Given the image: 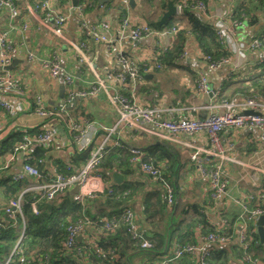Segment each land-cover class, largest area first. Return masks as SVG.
I'll use <instances>...</instances> for the list:
<instances>
[{
	"label": "crops",
	"instance_id": "0c3cea01",
	"mask_svg": "<svg viewBox=\"0 0 264 264\" xmlns=\"http://www.w3.org/2000/svg\"><path fill=\"white\" fill-rule=\"evenodd\" d=\"M51 3L50 12L35 10L32 8L34 5H31V8L29 5L28 10L22 11L13 21L8 10L4 9L0 12V34H5L7 37L11 48V62L8 66H12L4 71L0 70V75L10 77L20 84L22 89L21 95L11 92H7L5 95L14 103L18 99L24 101V106L16 115H11L5 108L0 107V139L5 138L11 131L18 128H31L39 125L44 129L47 127L46 121L33 112L35 97L41 96L48 106L60 107L64 104L69 90L88 91L93 83H103L104 86L97 93L77 96L70 104L74 114L79 116L81 128L84 130L81 143L75 137L71 139L66 120L53 121L57 135L52 142L46 145L47 148L51 147L47 152L48 159L45 163L49 179L44 178V181L50 180L57 174L54 165H52L54 158L68 160L75 152L83 150L91 152L100 144L106 132L116 126L113 141L117 140L129 146H137L149 157H151L152 149H156L154 154H159L161 150L165 149L176 158V200L167 227V231H169L174 221L181 217L182 208L193 202H208L211 198L208 179L197 173L190 158L197 149H209L212 146L211 139L205 131L193 136L182 134L175 139H168L161 138L143 128L126 127L119 123L120 104L112 101V95L116 92L130 95L135 91L140 104L161 109L160 116L163 118L200 119L212 113H221L224 110L222 103L225 99L219 98V94L230 96L236 86H245L251 83L249 78L247 80L245 78L252 75L253 67L258 66L264 60V52L249 50L241 56L232 53V56H229L231 62L213 70L204 59L205 55L196 39L191 35L177 65L156 67L157 56L172 47L174 34L167 30H161L130 42L120 40L116 31L120 20L125 15L138 24H148L149 20L159 21L167 10L162 8L161 0H135L134 6H125L119 0H98L96 3L92 0H85V3L82 4H79L78 0L76 5L73 0H69L62 6L55 1ZM234 4L233 0L223 2L211 0L210 12L205 16L209 18L208 20L215 22L217 16H228ZM77 5L83 8V15L87 21L94 24L108 21L112 25L111 38L113 41L110 44L93 39L79 27ZM120 9L122 10L120 11ZM58 11L66 14L68 18L61 35L55 34L47 22L49 17ZM173 17L179 23L186 25L187 22L183 16L175 14ZM260 25L252 26L247 22L243 23L238 29V40L248 42L252 40L258 33ZM82 45L87 47L90 65L79 61V48ZM120 56L127 58L132 67L138 64H150V68L140 80H130L129 83L122 84L116 80L115 76L117 72L126 71V68L118 63ZM52 57H57L63 70L73 76V85H67L62 76L52 77L49 70L43 67V60ZM90 61L88 62L90 63ZM201 74L208 77L213 94L203 93L197 89ZM231 77L232 79L236 78L235 83L229 86L225 85L226 80ZM234 98L240 100L245 97ZM82 112L88 116L85 117ZM59 124L61 128L58 126ZM221 137L224 153L229 158L222 161L229 184L226 194L217 201L214 207L207 205V213L212 223L217 226L223 225L221 218L227 220L235 217L237 222L241 220L242 224L240 221L238 225V230H240L244 223L247 226L248 220H251L243 217V205H248L246 204L247 193L253 190V187L261 184L264 179L262 176L258 180L253 177L256 170L261 173L264 171V142L260 138V131L255 128H227L222 132ZM7 156L0 158V161H5ZM167 163V160L160 162V167L164 172L168 169ZM21 168L22 156L19 155L10 167L6 168L5 173L12 176ZM134 168V173L128 176H125L121 171L114 170L111 180L107 182L103 179L91 178L85 189H99L98 194L100 195L109 186L125 180L144 183L145 185L136 194L132 207L137 217L142 216L145 219L142 205L144 195L156 186L152 180L148 179V174L140 166L136 165ZM114 172L122 175L121 182L114 180ZM1 176L2 174H0ZM29 179L31 183L35 181L31 177ZM74 188L61 195L73 198L79 192H74ZM98 194L97 196H99ZM91 208L94 210L96 204L91 205ZM100 208L111 210L102 203ZM142 225L145 227V231L151 232L164 230L166 223L145 219L142 221ZM95 234L96 230L93 227H87L80 235V239L89 241ZM130 260L131 264H144L145 262L141 255H131Z\"/></svg>",
	"mask_w": 264,
	"mask_h": 264
},
{
	"label": "trees",
	"instance_id": "16d2710c",
	"mask_svg": "<svg viewBox=\"0 0 264 264\" xmlns=\"http://www.w3.org/2000/svg\"><path fill=\"white\" fill-rule=\"evenodd\" d=\"M14 1L20 13L28 10L23 0ZM43 1L45 0H28L29 4L34 6L36 4L40 5ZM53 1L62 6L69 0ZM53 1L51 0V2ZM92 1L96 3L98 0ZM169 1L161 0L163 9H167ZM171 1L174 2L175 6L178 4L183 5L181 16L186 19L187 23L186 25L179 23L175 17L169 18L161 25L157 24V20L148 21V24L157 31L175 29L173 45L157 56L156 67L158 64L162 66L177 65V61L183 55L186 42L191 35L196 39L203 54L210 56L213 60L232 56L230 49L219 39L214 22L208 20L209 18L205 16V13L192 8V4L198 0ZM201 1L206 3L208 6L207 13H209L211 0ZM233 2L235 4L229 14L231 20H238L242 23L241 25L245 22L252 26L262 23L254 37L264 44V0H233ZM82 3H85V0H79V4ZM149 65L138 64L136 66L142 77L149 70ZM252 70L253 74L245 78V80L250 79V84L236 86L232 91V95L222 96L219 94V98L232 100L236 99L234 97L244 96L245 98L264 99V60L258 66L253 67ZM130 80L128 77L126 82L129 83ZM235 81L236 78L232 79L231 77L226 80L225 85H232ZM123 95L130 96L125 93ZM71 103L66 108L64 118L66 121L72 119L80 124L79 116L74 114L71 109ZM35 106L34 100L33 108ZM49 107L59 108L58 106ZM82 113L85 117L88 116L84 112ZM42 132H44V128L41 125L11 131L5 138L0 139V158L12 153L14 147L26 137H33ZM70 133L71 139H74L78 134L76 131ZM50 147H36L32 151L29 160L30 164L36 166L42 173L40 183L49 182L52 179L44 181L49 179L47 178L49 174L45 168V163L48 159L47 152ZM155 151L156 149H152L151 157L147 155L145 160L153 162L158 167H160L161 161H168L166 172L160 168L167 183L174 188L176 195L177 160L165 149L161 150L159 154H154ZM90 153L89 150H83L82 152H75L68 160L54 158L52 165H54L56 173L74 174L85 166L90 158ZM131 158L132 153L129 146L110 144L105 148L102 162L97 167L96 172L101 175L105 182L111 180V174L114 170L121 171L125 176H128L134 173V166L139 167ZM5 161H0V174H2L0 177V264L5 263L15 247L16 252L12 255L8 264H131V255H141L144 258V264H154L165 256L171 258L166 264H199L197 253H185L176 258L174 257V249L177 244H198L203 236L210 233L218 236H229L230 240L226 243L215 242L208 245L210 256L207 258V264H264V243L261 242L256 221L248 220L246 239L242 244L238 240V225L241 220L237 222L235 217L227 220L221 218L222 226L212 223L206 207L207 205L214 207L219 201L212 197L208 202H193L182 208L180 211L181 217L174 221L170 230L167 231L175 202L173 204L168 203L166 186L162 182H153L156 188H152L145 193L142 205L145 219L163 221L166 226L164 230L147 232L142 225V221L145 219L142 216L137 217L135 213V220L140 233L138 237L132 235L129 226L121 218L125 210L132 209L134 211L132 205L136 194L145 185L141 182L125 180L109 186L104 193L98 194L99 196L96 195L97 197H85L82 201L61 195V193L48 202L43 198L41 199L37 192L27 191L23 193L22 216L18 212H15L14 216H9L7 206L10 200L17 198L31 181L28 177L19 181L13 180L12 176L5 173ZM148 179L151 180L149 176ZM109 188H111L110 191ZM33 203H35L37 213L33 210ZM48 203H52L50 204L51 207ZM101 203L111 210H102L100 208ZM94 204H96V208L92 210L91 205ZM246 204L250 205H247L250 209L264 206V179L261 184L253 187V190L247 193ZM246 219L249 218L246 217ZM79 220L90 221L92 224L90 227L96 230V234L89 241L77 238L72 246L67 247L65 241L67 240L68 226ZM108 220H117L118 223L114 227L102 228L99 231V228L104 226ZM23 222L25 232L21 240L18 241ZM144 241H149L152 247L144 248L142 246ZM48 252H50L48 261L42 262ZM247 255L250 256V260L246 259ZM22 256L25 257L23 262L21 261Z\"/></svg>",
	"mask_w": 264,
	"mask_h": 264
},
{
	"label": "built area",
	"instance_id": "2783aa9c",
	"mask_svg": "<svg viewBox=\"0 0 264 264\" xmlns=\"http://www.w3.org/2000/svg\"><path fill=\"white\" fill-rule=\"evenodd\" d=\"M27 7V0H23ZM121 4L128 6L130 0H119ZM212 1H225V0H212ZM207 5L204 1L198 0L192 4V8L207 14ZM31 8V5H30ZM35 10H47L50 12L51 0H45L40 5L36 4L32 7ZM4 9L9 11L10 18L15 20L20 15V10L17 7L14 0H0V12ZM78 9V20L77 23L79 27L89 36L97 41H102L110 44L113 40L111 38L112 25L108 21H102L99 24H94L86 20L83 15V8L77 5ZM183 10V5H176V15H181ZM49 15V14H48ZM67 16L62 12H55L49 17V28L57 35H61L63 29L67 23ZM216 32L221 40L234 55H244L249 50H261L264 52V44H262L256 37L248 41L238 40V29L241 26V22L238 20L232 21L228 16L220 15L215 18ZM157 30H154L149 24L134 23L128 15H125L119 23L117 28V35L120 40L135 41L147 36L154 34ZM169 31V30H167ZM175 29L169 31V33L174 34ZM10 45L8 43L5 34H0V70H5L11 62L10 56ZM32 56V54H30ZM79 61L91 64L90 56L87 53V47L81 46L79 48ZM209 67L213 70L221 68L223 65L231 62L230 57H222L219 60H213L210 56H204ZM90 61V63L88 62ZM118 63L126 68V71H120L116 73V80L120 83L125 84L127 78L136 81L142 78L138 67L131 66L129 61L124 56L118 57ZM43 67L47 68L52 77L58 78L63 77L64 82L67 85H73L74 78L71 74L66 73L63 70L62 65L57 57H52L45 59L42 62ZM158 64L157 67H161ZM150 68V67H149ZM148 68V69H149ZM147 69V70H148ZM104 86L103 83L96 82L91 85V89L88 91H74L69 90L66 94L65 102L59 108H51L46 105L44 99L41 96L35 97L36 106L33 108V112L45 120L48 124L44 129V132L33 136L26 137L23 141L19 142L12 153L7 156L4 164V168L10 167L12 162H14L17 156H22V168L19 172L12 175V179L19 181L25 178H34V182L30 183L28 187L15 199L10 200L7 206V213L9 216H14L15 212H18L22 216V204H23V193L27 191L37 192L40 198L52 201L57 197V195L66 192L75 186H79V192L76 193L73 198L78 201H82L85 197H94L98 194L99 189L86 190L88 183L91 178L102 179L101 175L96 172L97 167L102 162L104 156L105 148L110 145L124 146L125 144L121 141H113V133L116 126L106 132L103 140L100 144L91 151L90 158L85 164V166L74 174L65 175L62 173H57L49 182L40 183L38 181L42 178V173L40 170L30 164L29 160L31 158L32 151L38 146H46L49 142H52L56 135L57 130L53 125V121L65 120L66 108L68 104L71 103L77 96H87L93 95L99 91ZM197 89L200 92L213 94L208 77L201 74ZM7 92H11L15 95H21L22 89L20 84L12 80L8 76H0V107H3L11 115H16L19 110L24 106V101L21 99L17 102H13L7 99L5 95ZM114 103L120 104V119L119 123L123 124L129 128H143L153 134L160 136L161 138L175 139L178 136L185 134L188 136L197 135L200 132H207L212 146L209 149H197L195 150L190 158L195 166L197 173L203 178L208 179L211 188V197L215 200H220L223 197L228 188L229 179L223 167V160L229 159L224 153L223 142L221 134L227 128H255L260 131V138L264 142V99L256 97H246L240 100L232 99L225 100L222 103L224 110L221 113H212L203 118H189V117H179L177 119H168L160 116L161 109L156 107L144 106L138 102L136 92L133 91L130 96H125L119 92H116L111 97ZM171 110V109H168ZM69 132L76 131L78 134L75 136L77 141L81 143L84 137V130L81 125L74 122L73 120L67 121ZM80 147L81 144H80ZM132 153V161L137 163L140 168L148 174L151 180L155 183L162 182L166 186L167 191V201L169 204L175 202V190L167 183L165 180L163 171L160 167L155 165L153 162L145 160L146 154L144 151L137 146H129ZM264 178V171L261 173L256 170L253 175L255 180L260 177ZM111 188H109V191ZM243 217H248L249 219L257 221V219L264 214V206L256 207L253 209L248 208L243 205ZM33 210L37 213V208L35 203H33ZM121 220L125 222L134 237L140 235L139 228L135 220V212L132 209L125 210L122 215ZM117 220H108L105 222L104 226L99 228L102 230L105 228H111L116 226ZM90 221H76L68 226V235L65 245L70 247L73 245L75 239H77L87 227H90ZM246 224L240 228L238 232V240L244 244L246 239ZM25 232L24 222L21 227L19 240L23 237ZM230 237L221 235L218 236L214 233H210L201 238L198 244H183L176 245L174 249V257H180L185 253H197L199 256V264H207V258L210 256L208 250V245L211 243L219 242L226 243L229 241ZM142 246L144 248H151L152 244L149 241H144ZM16 252V247L13 249L9 258L4 264H8L12 255ZM50 256V252L45 255V260L42 262H47ZM171 258L165 256L162 260H157L154 264H166ZM246 259L250 260V256L247 255ZM21 261H25V257H21ZM256 261V260H254Z\"/></svg>",
	"mask_w": 264,
	"mask_h": 264
},
{
	"label": "water",
	"instance_id": "95a60500",
	"mask_svg": "<svg viewBox=\"0 0 264 264\" xmlns=\"http://www.w3.org/2000/svg\"><path fill=\"white\" fill-rule=\"evenodd\" d=\"M74 4L76 5L78 3V0H73ZM129 5L134 6L135 5V0H130ZM176 14V6L174 4L173 1H169L168 2V6H167V10L164 12L163 16L161 17V19L157 22L158 25H161L163 23H165L169 18L175 16ZM7 68H12V66H7ZM61 128V125H58ZM63 131V130H62ZM113 177L114 180L116 182H121L123 177L120 173L118 172H114L113 173ZM79 191V186H75L74 188V192H78ZM49 206L50 203H48ZM257 226H258V232L260 234V239L261 242L264 243V214H262L256 221ZM81 237L79 236L78 239H80Z\"/></svg>",
	"mask_w": 264,
	"mask_h": 264
}]
</instances>
